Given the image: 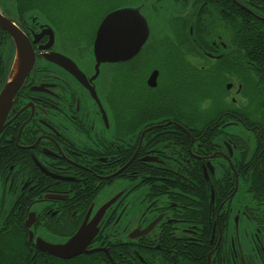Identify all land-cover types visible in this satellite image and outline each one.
Instances as JSON below:
<instances>
[{
	"label": "flooded vegetation",
	"instance_id": "af4514ba",
	"mask_svg": "<svg viewBox=\"0 0 264 264\" xmlns=\"http://www.w3.org/2000/svg\"><path fill=\"white\" fill-rule=\"evenodd\" d=\"M96 3L0 0L34 57L0 134V264H264V0ZM128 7L146 42L96 74ZM14 54L0 28V92Z\"/></svg>",
	"mask_w": 264,
	"mask_h": 264
},
{
	"label": "water",
	"instance_id": "95a60500",
	"mask_svg": "<svg viewBox=\"0 0 264 264\" xmlns=\"http://www.w3.org/2000/svg\"><path fill=\"white\" fill-rule=\"evenodd\" d=\"M139 8H123L108 14L100 24L93 45V54L96 62V74L98 68L104 63H118L129 60L137 54L146 42L149 29L145 18L139 12ZM0 28L6 30L12 36L15 45V54L7 82L0 92V134L6 128V119L12 106L17 90L29 74L34 62L33 53L27 39L15 27L0 15ZM51 61L68 69L73 75L82 74L75 65L61 56L50 58ZM83 77V76H82ZM76 244L75 239L69 241L63 247V252L73 253L72 248ZM55 247L46 249L45 252L60 256Z\"/></svg>",
	"mask_w": 264,
	"mask_h": 264
},
{
	"label": "rangeland",
	"instance_id": "374dc122",
	"mask_svg": "<svg viewBox=\"0 0 264 264\" xmlns=\"http://www.w3.org/2000/svg\"><path fill=\"white\" fill-rule=\"evenodd\" d=\"M56 2V1H55ZM62 4H67L66 8L70 5L78 11V13H82V18H87L90 15V5L97 4L98 0H60ZM94 14H91V16Z\"/></svg>",
	"mask_w": 264,
	"mask_h": 264
}]
</instances>
